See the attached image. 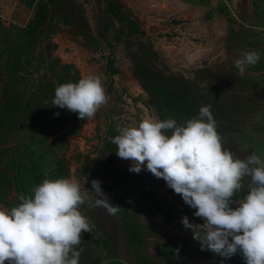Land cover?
<instances>
[{
    "label": "rangeland",
    "instance_id": "rangeland-1",
    "mask_svg": "<svg viewBox=\"0 0 264 264\" xmlns=\"http://www.w3.org/2000/svg\"><path fill=\"white\" fill-rule=\"evenodd\" d=\"M38 1L0 0V114L9 41L15 29L30 19ZM54 4L59 11L54 12L50 28L39 33L31 52L19 53L10 82L20 98L14 120L19 124L16 129L4 120L0 124V207L17 206L22 189L32 195L44 179L67 177L88 189L97 179L111 202L122 208L112 216L103 208L81 206L94 227L91 233H82L79 264H246L242 253L224 259L202 251L192 231L181 223L185 215L193 223H203L194 216L195 209L146 168L138 174L130 172L131 162L117 156L112 138L119 135L118 128L138 125L143 119L163 120L165 111L158 112L133 72L135 59L184 76L211 80L217 74L227 85L222 109L233 111L224 125L229 131L219 133L224 147L242 159L252 152L264 159V89L239 88L237 83L236 91H228L235 72L223 64L169 62L152 47L151 36L123 0H56ZM132 25L142 32L132 30ZM147 43L154 55L147 52ZM200 69L204 70L199 73ZM236 74L238 81L248 76V72L243 77ZM88 75H100L110 97L93 118L81 120L78 113L53 106L58 85ZM13 156L17 171L10 166ZM6 176L11 179L9 187ZM249 182L244 178L232 207L247 194ZM124 219L133 239L122 228Z\"/></svg>",
    "mask_w": 264,
    "mask_h": 264
},
{
    "label": "clouds",
    "instance_id": "clouds-1",
    "mask_svg": "<svg viewBox=\"0 0 264 264\" xmlns=\"http://www.w3.org/2000/svg\"><path fill=\"white\" fill-rule=\"evenodd\" d=\"M259 60L258 51H242L234 64L243 77ZM109 99L102 77L88 75L58 85L52 103L84 120ZM211 108L200 107L183 124L174 118L143 119L118 128L112 143L117 156L131 162L130 172L146 168L195 209L194 216L204 222L193 223L185 215L181 223L202 251L224 259L240 252L246 264H264V159L255 152L242 159L225 148ZM246 177L249 190L234 208L233 197ZM84 185L67 177L44 179L32 195L21 193L17 206L0 207V264H79L82 233L94 227L81 206L103 208L112 216L122 208L111 202L99 180L91 181V189Z\"/></svg>",
    "mask_w": 264,
    "mask_h": 264
},
{
    "label": "crops",
    "instance_id": "crops-1",
    "mask_svg": "<svg viewBox=\"0 0 264 264\" xmlns=\"http://www.w3.org/2000/svg\"><path fill=\"white\" fill-rule=\"evenodd\" d=\"M123 1L151 36L152 47L169 62L223 64L235 72L232 80L239 88L264 89V0ZM250 50L258 51L260 60L238 81L234 62Z\"/></svg>",
    "mask_w": 264,
    "mask_h": 264
},
{
    "label": "trees",
    "instance_id": "trees-1",
    "mask_svg": "<svg viewBox=\"0 0 264 264\" xmlns=\"http://www.w3.org/2000/svg\"><path fill=\"white\" fill-rule=\"evenodd\" d=\"M55 1L39 0L35 4L30 19L22 27L15 29V36L12 41H9L5 57V69L8 78L3 87L2 114H0V124L4 120L7 127L16 129L19 124L14 120L17 116L16 111L20 107V98L18 97V91L10 85L18 55L19 53L31 52L38 41L39 33L50 28V21L54 12L59 11L57 4H54ZM132 30L142 32L139 31L137 26L133 25ZM146 48L149 54H155V50L152 49L150 43L146 44ZM133 65V72L136 74L142 88L147 92L149 99L157 107L158 112L165 111V115L162 114L163 120L174 118L178 124H183L188 119L196 117L200 107L210 104L213 116L217 121V131H229L224 125L228 122V118L233 111L222 109L225 106L222 95L227 85L219 81L217 74L211 76V80H208L209 78L206 79L203 75L184 76L165 71L162 68L151 67L139 59L133 60ZM65 66L69 67L67 64ZM203 70L200 69L199 73ZM72 77L77 80L75 72L72 73ZM230 86L227 88L228 91H236L233 89V83ZM9 161L10 166L17 171L19 164L16 158L14 156L10 157ZM18 175L20 176V174ZM16 181L18 182L17 176ZM6 182V186L9 187L11 179L8 176H6ZM22 193L26 194V191L22 189ZM122 228L128 238L133 239V231L125 219L122 221Z\"/></svg>",
    "mask_w": 264,
    "mask_h": 264
}]
</instances>
